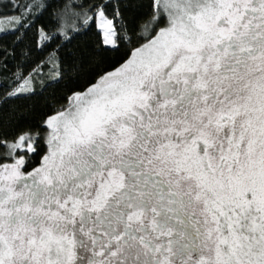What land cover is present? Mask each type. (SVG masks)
I'll use <instances>...</instances> for the list:
<instances>
[{"label":"snow or ice","instance_id":"1","mask_svg":"<svg viewBox=\"0 0 264 264\" xmlns=\"http://www.w3.org/2000/svg\"><path fill=\"white\" fill-rule=\"evenodd\" d=\"M109 2L83 23L122 63L40 128L0 125V264H264V0H148L131 25ZM17 80L5 102L35 93Z\"/></svg>","mask_w":264,"mask_h":264},{"label":"trees","instance_id":"2","mask_svg":"<svg viewBox=\"0 0 264 264\" xmlns=\"http://www.w3.org/2000/svg\"><path fill=\"white\" fill-rule=\"evenodd\" d=\"M28 3L41 6L24 12ZM97 3L99 0H0V16H22L23 19L21 25L0 32V125L6 136L11 137L22 129L40 128L43 119L65 105L73 92H82L96 83L99 75L122 63L128 45L121 44L119 50L111 49L102 43L96 20L87 26L83 23L84 12ZM17 4L19 7H14ZM115 7V0H110L109 17L114 15ZM120 11L124 22L131 25L141 22L150 7L148 0H134L129 7L121 5ZM73 21L78 31L73 32L68 27ZM61 24L65 26L63 30L69 32L70 41L59 39ZM42 34L56 36V39L41 40ZM73 60L77 71L69 67ZM57 61L63 68L59 79ZM18 74L25 78L31 76L35 93L30 98L26 93L5 102L7 93L20 82ZM45 150L41 138L38 153L29 154L32 157L29 170L39 165Z\"/></svg>","mask_w":264,"mask_h":264},{"label":"rangeland","instance_id":"3","mask_svg":"<svg viewBox=\"0 0 264 264\" xmlns=\"http://www.w3.org/2000/svg\"><path fill=\"white\" fill-rule=\"evenodd\" d=\"M95 20H96V26H97L98 30L100 31L102 39H103V32L98 26V24H99L98 16H97V19H95ZM16 24L17 23H16L15 20H12L11 22L8 19L2 20V21H0V32H4V31H7V30H12L15 27ZM26 78L29 79L30 87H32L31 76H27ZM21 94H26V93H21Z\"/></svg>","mask_w":264,"mask_h":264}]
</instances>
